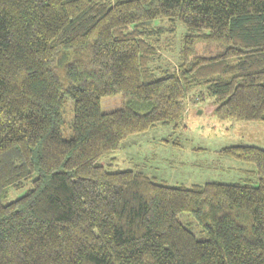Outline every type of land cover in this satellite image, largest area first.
Segmentation results:
<instances>
[{"label":"trees","instance_id":"1","mask_svg":"<svg viewBox=\"0 0 264 264\" xmlns=\"http://www.w3.org/2000/svg\"><path fill=\"white\" fill-rule=\"evenodd\" d=\"M198 88L217 119L264 123V0H0V264H264L263 149L219 151L253 164L256 186L169 187L98 163L128 137L178 128ZM114 95L123 106L102 112Z\"/></svg>","mask_w":264,"mask_h":264},{"label":"rangeland","instance_id":"2","mask_svg":"<svg viewBox=\"0 0 264 264\" xmlns=\"http://www.w3.org/2000/svg\"><path fill=\"white\" fill-rule=\"evenodd\" d=\"M183 34L184 27L180 22H176L174 33H165L170 51L164 54L170 64L178 60ZM196 49L203 54L200 45ZM123 104L118 95L106 96L100 101V109L110 112ZM213 108V98L207 95L204 88L192 90L184 102L182 125L178 128L160 125L143 134L128 137L121 143L120 150L100 158L98 163L110 171H143L169 187H191L206 182L256 186L253 164L232 160L219 151L230 145H250L264 150V123L219 120L213 114ZM72 126L73 102L67 98L62 108L61 135L64 139L72 137ZM30 188L28 182L19 190H10L1 202L6 204ZM187 216L190 215L181 214V222L197 238L205 237L195 220Z\"/></svg>","mask_w":264,"mask_h":264}]
</instances>
